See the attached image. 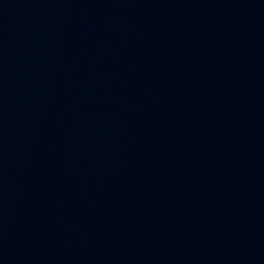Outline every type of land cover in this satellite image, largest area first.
<instances>
[{
	"label": "water",
	"instance_id": "obj_1",
	"mask_svg": "<svg viewBox=\"0 0 264 264\" xmlns=\"http://www.w3.org/2000/svg\"><path fill=\"white\" fill-rule=\"evenodd\" d=\"M0 264H264V0H0Z\"/></svg>",
	"mask_w": 264,
	"mask_h": 264
}]
</instances>
